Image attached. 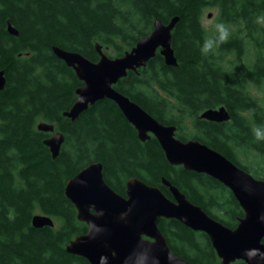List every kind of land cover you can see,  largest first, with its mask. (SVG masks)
Returning <instances> with one entry per match:
<instances>
[{
    "label": "trees",
    "instance_id": "trees-1",
    "mask_svg": "<svg viewBox=\"0 0 264 264\" xmlns=\"http://www.w3.org/2000/svg\"><path fill=\"white\" fill-rule=\"evenodd\" d=\"M211 7L230 35L204 54L205 39L217 35L202 20ZM174 17L177 65H167L158 49L115 88L161 123L175 125L178 138L205 143L264 179V139L254 132L264 133V102L253 91L264 86V0H0V70L7 80L0 92V264H91L66 249L88 226L65 187L93 162L103 163L105 180L123 196L127 181L138 178L173 199L167 178L225 225L234 228L244 217L227 186L170 163L157 138L141 140L114 101H98L76 120L64 115L84 82L54 46L98 61L100 45L117 57L148 35L157 18L168 23ZM9 20L18 35L8 31ZM220 106L230 120L200 117ZM40 122L55 124L65 136L56 158L45 144L51 133L39 130ZM37 213L51 216L54 227H35ZM157 222L176 255L193 264H220L206 233L173 218Z\"/></svg>",
    "mask_w": 264,
    "mask_h": 264
},
{
    "label": "water",
    "instance_id": "water-1",
    "mask_svg": "<svg viewBox=\"0 0 264 264\" xmlns=\"http://www.w3.org/2000/svg\"><path fill=\"white\" fill-rule=\"evenodd\" d=\"M178 21V17L168 23L157 18L153 30L121 56L110 57L97 45L98 61L54 46V53L84 82L77 89V100L64 115L76 120L98 101H114L135 126L141 140L155 136L170 163L208 174L222 182L233 192L245 215L236 227L231 228L191 202L167 178H163V183L173 199L167 197L160 187L148 185L138 178L127 181L126 195L123 196L105 180L103 163L93 162L70 178L65 187L67 197L78 211V219L88 226L87 232L72 239L66 249L85 257L91 264H193L171 250L158 226L161 217L176 219L195 231L206 233L221 259L220 264L236 260L264 264V179L256 178L205 143L178 138L175 125L161 123L115 88L129 71L144 67L158 49L167 65H177L172 32ZM8 31L19 34L10 20ZM6 82L5 70H0V92L5 89ZM200 117L216 122L231 119L225 106L206 109ZM38 129L51 133L45 144L53 157H58L65 142L64 134L55 130V124L47 122H40ZM32 222L38 228L55 225L51 216L41 213L35 214Z\"/></svg>",
    "mask_w": 264,
    "mask_h": 264
},
{
    "label": "clouds",
    "instance_id": "clouds-1",
    "mask_svg": "<svg viewBox=\"0 0 264 264\" xmlns=\"http://www.w3.org/2000/svg\"><path fill=\"white\" fill-rule=\"evenodd\" d=\"M261 20H264V17H262ZM216 32L217 35L215 37L205 39L201 48L202 53L207 54L211 52L215 47H218L219 44L227 42L230 33L223 24H218L216 26ZM254 132L257 139H264V133H262L261 130L255 129Z\"/></svg>",
    "mask_w": 264,
    "mask_h": 264
},
{
    "label": "rangeland",
    "instance_id": "rangeland-1",
    "mask_svg": "<svg viewBox=\"0 0 264 264\" xmlns=\"http://www.w3.org/2000/svg\"><path fill=\"white\" fill-rule=\"evenodd\" d=\"M203 24L204 26L207 28V30L210 32V33H215L216 32V26L219 23V20H218V9L217 8H208L206 9L205 13H204V16H203ZM256 94V96L262 100V102H264V86L260 89H254L253 90ZM245 164H251V159H244L243 161Z\"/></svg>",
    "mask_w": 264,
    "mask_h": 264
}]
</instances>
